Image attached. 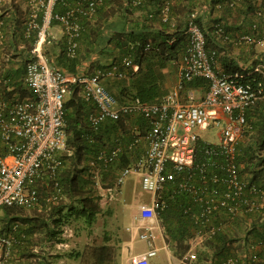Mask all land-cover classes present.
<instances>
[{"label": "built area", "instance_id": "2783aa9c", "mask_svg": "<svg viewBox=\"0 0 264 264\" xmlns=\"http://www.w3.org/2000/svg\"><path fill=\"white\" fill-rule=\"evenodd\" d=\"M75 1L76 7L57 13L56 5H67L68 0H27L30 9L41 12L39 22L36 13L30 15L25 29V36L34 34V41L24 62L21 83L31 97H0V211L13 206L31 210L38 205L37 181L45 175L52 178L62 164L61 156L66 151L64 101L72 87L78 88L81 97L94 106L87 116L92 131L125 116L142 117L147 123L142 135L137 130L129 142H113L99 149L88 162L90 176L97 180L113 169L120 157L142 146V153L118 169L114 185L106 189V194L118 193L128 177L136 175L141 191L151 196L139 206L138 216L150 223L168 208L169 199L186 195L190 204L183 208V214L195 229L176 264H205L199 252L205 250V240L222 228V223L216 224L214 219L233 220L247 212L264 210V189L241 178L235 159L236 146L248 127L245 112L264 98V62L256 63L249 72L221 73L215 66L216 52L206 47L205 35L195 22V13H191L184 30L186 45L176 61L175 86L156 102L134 98L119 104L104 81L124 77L129 68L135 72L137 66L129 57H123L120 65L92 74L64 73L48 63L44 46L52 21L62 25L68 40L66 53L72 57L80 33L78 17L91 18L96 13L97 0ZM133 3L139 5L140 0ZM168 8L165 3L160 10L162 21L167 20ZM252 27L256 31V26ZM215 32L234 44L253 41L249 34L228 37L220 25ZM255 43L264 53V33ZM143 46L145 51L151 48L149 43ZM5 58L0 57V65L8 62ZM194 79L206 82L200 97L184 86ZM0 82L8 83L1 78ZM210 126L218 128L215 143L202 140L197 133ZM201 141L205 144L199 149ZM139 238L146 240L148 248L132 255L129 264H151L158 251L152 245L153 238L148 231ZM16 241L11 233L0 235V251L9 250ZM237 250L215 264H264L262 240L248 242Z\"/></svg>", "mask_w": 264, "mask_h": 264}, {"label": "trees", "instance_id": "16d2710c", "mask_svg": "<svg viewBox=\"0 0 264 264\" xmlns=\"http://www.w3.org/2000/svg\"><path fill=\"white\" fill-rule=\"evenodd\" d=\"M97 1L96 19L91 23L92 27L89 29V34H87L88 45L85 52L92 49V47L95 48L96 41H98L102 45L98 50L110 58V63L103 68L113 64L120 65L122 58L126 56L130 58L132 65L137 66L135 72H132L129 68L124 77L113 79L118 85L116 91L113 92L109 87L107 90L111 91L119 104L128 103L134 98L147 103L160 100L169 92L165 89V76L162 70L167 67L171 69V63L179 59L186 45L184 35L186 19L189 14L194 12L184 11L180 13V18L176 20L174 28L170 29L169 17L172 15V11L171 13L169 11L168 19L165 22L161 21L160 17V10L165 3H168L167 0H140L139 6H150L149 11H146V15L140 23L128 18L133 15L134 9L139 8L132 6L131 0ZM209 1L210 4H213L215 1L220 0ZM187 6L178 5L177 8L176 6H169L168 9H194L193 6H190V8ZM113 9L119 13V22L110 19L116 12ZM195 15V22L205 35L206 47L215 50L217 58L216 41L210 35V30L204 28L201 19L203 15L199 16L197 13ZM154 21H160L157 28L153 27ZM126 22L129 23L128 26H125ZM216 24H220V21H216ZM90 35H92L91 38H89ZM30 40L33 39L30 38ZM145 43L150 44L151 48L148 51L144 50L143 45ZM2 65H0V78L1 81L6 79L8 83L3 84L0 82L1 97L6 99L14 96L30 98V92L21 83L24 63L22 61L18 63V68L13 72L11 71L12 73L7 70L3 72ZM219 71L225 74L242 72L225 55L220 58ZM200 85L206 87V82L201 79H194L184 86L189 89V87ZM7 86L10 87L9 91L6 90ZM91 105L90 102L85 101L79 95V89L73 87L70 96L64 101L66 151L61 156L62 164L52 178L45 175L37 181L39 203L35 208L40 207L48 210L49 216L24 214L23 211L28 209L21 207L13 206L1 209L0 221L5 220V230L14 234V238L20 244L18 247L22 248L18 257V264H48L47 256H50L45 251L46 244L58 237L65 218L82 219L87 226L94 222L96 215L100 212V206L98 197H95L90 189H85L87 178L84 177V173L90 174L89 159L99 149L109 147L113 142H129L135 134L134 126L138 125L140 127L138 132L141 135L146 129L147 123L142 117L125 116L118 121L107 122L97 131H92L87 123V116L94 111V106L91 107ZM245 114L246 121H250L253 131L246 144L238 142L236 146L235 159L239 175L249 185L254 184L264 189L263 182L259 180L260 172L264 167V155L259 153L264 152V98L247 108ZM204 144L201 141L198 148L202 149ZM257 151L259 152L256 153ZM137 153V151H134L129 155L120 157V168L134 158ZM67 159H70L69 167H66ZM55 183H57L56 187ZM66 196L73 201L74 205L55 204L56 201L66 200ZM181 196L168 200V208L170 205L174 206L172 211L174 220L167 226V239L173 242L174 251L179 254L178 256L186 251L187 245L184 242L191 238L195 229L193 223L183 214V208L190 204L188 197L186 195ZM63 209L66 210V213L63 212ZM243 216L245 217L243 221L246 225L250 224L251 228L246 232L247 235L241 228L245 224L236 221L240 216L233 220L226 221L224 219L228 223L227 230L232 228L233 231L224 232L221 228L215 236L205 240V250L199 252V258L204 260L205 264H215L226 256L234 255L235 251L239 249L236 246L234 247V243L239 242L241 239L247 240L243 243L244 245L259 240L264 243V210L247 212ZM218 221L214 219V223L217 224ZM235 227L239 229H235ZM250 236L253 240L248 241L251 238ZM91 256L93 259L91 264H114L113 253L107 246L103 245L91 249Z\"/></svg>", "mask_w": 264, "mask_h": 264}, {"label": "crops", "instance_id": "0c3cea01", "mask_svg": "<svg viewBox=\"0 0 264 264\" xmlns=\"http://www.w3.org/2000/svg\"><path fill=\"white\" fill-rule=\"evenodd\" d=\"M131 1L132 6L139 8L134 9L133 15L129 16L128 18L136 20L140 23L143 17L146 15V11H149L148 9L150 6H139L140 4L134 5L133 0ZM167 1L169 3V6L171 7L176 6L177 8L178 5H188L187 7L189 8L190 6L194 7V9H168L167 19L169 11L170 13L172 11V15L169 17L170 29L174 28L176 20L180 18V13L184 11H192L195 14L197 13L199 16H204H202L201 18L203 26L205 29L210 30V35H212V37H214L213 39H215L216 41L217 58L215 66L217 70H219L220 58L222 55L228 57V60H231V62L235 66H238L240 70H242V72L240 73L249 72L256 63L264 62V53L262 49L255 43V41L263 37L264 33V0H220L217 2L215 1V3L213 4H210L209 0ZM76 6L77 5L75 0H68L67 5H63L61 3L57 4L54 11L57 13H65L69 9H72ZM29 7L30 5L27 0H0V57H6L5 59L9 58L8 62H3V72L6 70L9 73L11 71L13 72L16 68H18V63H20L21 61L24 63L29 58V50L33 45L34 34L31 32L29 36H25L26 24L30 19V15L33 12L38 15V22L40 20L41 15L40 9H30ZM259 12L261 13L260 16H258ZM95 17L96 13L91 18L78 17L77 24L80 28V33L78 38L76 39V49L72 57L68 56L66 53L68 40L66 38V34L63 31L62 25H60L56 21H52L47 31L48 42L44 46V53L51 67L57 68L63 71L64 73L84 72L86 74H92L98 69H104L103 67L107 66L110 63V58L106 54L101 53L98 50L102 47V45H100L98 41H96L95 48L92 47V49L85 52L88 45L87 34H89V29L92 27L91 23L95 21ZM119 17V13L116 11L110 19L119 22ZM216 21H220V24H222L221 27L224 33L228 35V37L236 38L241 35L249 34L253 38L252 43L234 44L229 41H224L223 38L215 32L216 26L220 25H217ZM159 22L154 21L153 27L157 28ZM128 25L129 23L126 22L125 26ZM253 25L256 26V31H254L252 27ZM91 37L92 35H90L89 38ZM30 38H32L33 40H30ZM162 72L165 76V89L169 90L168 79H170L169 74L172 72H170V69H168V67L166 69H163ZM112 81L113 79H107L104 81V86L106 87V89L111 85ZM189 89L192 90L196 96H201L204 94L206 87L200 85L196 87H189ZM70 93L66 95V99L70 96ZM138 128H140L138 125L134 126V132H136ZM142 151H144V148L140 146L139 151L137 152L142 153ZM114 194L112 193L110 197H112ZM148 197L149 201L151 196L149 195ZM148 201L143 202L141 204L147 203ZM173 210L174 206L170 205V207L167 208L164 212H162L161 215L158 216V218L153 220L151 223L149 222L148 226H150V228H148L147 230L153 238L152 245L157 248L158 251L160 248L164 250L166 249L165 253L168 257L169 250L167 246L169 245L173 247V242L169 239V241L166 243L164 241V238H168L167 226L171 221L174 220V216L172 213ZM241 220H245V217L242 214L239 218L236 219V221H240L241 223ZM220 222L222 223V231H233L232 228L227 230L228 223L225 222L223 218L220 219L219 223ZM235 229L239 228L235 227ZM238 231L240 232V230ZM157 239H159V242L157 243L158 245L154 244L155 240L157 241ZM251 240H253V238H250L248 241ZM245 241L247 240L241 239L239 241L241 242L240 246L238 242H235L234 247L236 246L238 248H241L244 245L243 243ZM126 244L127 247L130 246L128 245L129 242ZM127 247L123 246L122 248V251H124L125 254L126 252L128 254ZM49 249L50 248L45 247V251L50 256H47V259L49 261L48 264H56V261L58 260L57 257L60 255H56L59 254L56 253V251L55 253L50 252ZM21 250V247L13 246L9 250L0 251V264H18V257L21 254ZM174 250L175 249L173 248V251ZM158 251L156 256L151 259V264H158L156 261H153L158 256ZM4 254H8V256H5Z\"/></svg>", "mask_w": 264, "mask_h": 264}, {"label": "rangeland", "instance_id": "374dc122", "mask_svg": "<svg viewBox=\"0 0 264 264\" xmlns=\"http://www.w3.org/2000/svg\"><path fill=\"white\" fill-rule=\"evenodd\" d=\"M176 61L177 60L171 63L170 66V72L172 73L169 74L170 79H168L169 90H171L177 82ZM117 88V83L112 81L109 89L114 92ZM110 90L108 91L111 93ZM247 125L248 127L245 133H243L242 137L239 139L241 144H246L249 136L252 135L253 129L249 120L247 121ZM217 131V127L210 126L206 130L198 131L197 133L202 140L215 143L217 141ZM258 152L259 151L256 153ZM259 153L260 155H264V152ZM66 164V167H69L70 159L66 160ZM119 168L120 161L115 164L113 169L102 173V176H99L97 180L92 178L87 172L84 173V177L87 178L85 189H90L91 193L95 197H98L100 212L96 215L94 222L90 226L85 225L82 219H76L75 217L64 219L65 222L61 225V232L58 237L46 244V247L50 248V252L55 253L56 251V253H59L56 254L60 255L57 257L58 260L56 261V264H91L93 261L91 249L103 245L111 249L114 264H128L131 255L145 251L148 248L146 240H141L139 234L146 232L150 226H148V221L139 219L138 208L141 203L148 201L149 194L141 191L137 176L131 174L118 189V193L114 194L112 197L106 194V189L113 187L114 178ZM255 169L258 170L257 168ZM259 178L264 184V167L260 172ZM65 199L66 200L56 201L55 204L62 205L64 203L65 205H74L73 201L69 200L68 196H66ZM66 210L63 209V212L66 213ZM23 212L28 215H39L42 217L49 216L48 210L40 207L31 210H24ZM1 216L2 212L0 211V217ZM244 222L245 221L241 220L243 225ZM5 227V220H1L0 235H6L9 233L8 230H5ZM241 228L245 235H247L246 232L251 229L250 224H245V226H242ZM12 235L14 236V234ZM164 239L166 243L169 241L166 238ZM128 242V245L130 246L127 247L126 243ZM158 242L159 239H157V241L155 240L154 244H157ZM238 243L240 246L241 242ZM19 245L18 241L13 244V246ZM123 246L128 248V254L127 252L125 254V252L122 251ZM167 248L169 250V257L165 253L166 251L160 248L158 256L153 261H156L158 264H176L177 259L180 257L178 256L179 254H176L175 251L173 252V247L168 245ZM206 262L208 263L209 261L207 260Z\"/></svg>", "mask_w": 264, "mask_h": 264}]
</instances>
